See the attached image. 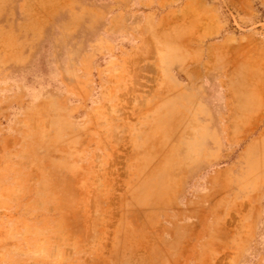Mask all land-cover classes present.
Here are the masks:
<instances>
[{"label":"rangeland","instance_id":"374dc122","mask_svg":"<svg viewBox=\"0 0 264 264\" xmlns=\"http://www.w3.org/2000/svg\"><path fill=\"white\" fill-rule=\"evenodd\" d=\"M0 264H264V0H0Z\"/></svg>","mask_w":264,"mask_h":264}]
</instances>
